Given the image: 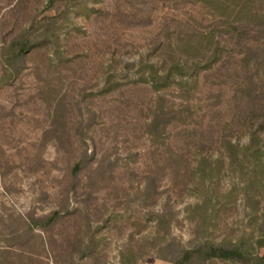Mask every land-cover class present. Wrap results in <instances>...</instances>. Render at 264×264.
<instances>
[{"label":"rangeland","instance_id":"obj_1","mask_svg":"<svg viewBox=\"0 0 264 264\" xmlns=\"http://www.w3.org/2000/svg\"><path fill=\"white\" fill-rule=\"evenodd\" d=\"M263 221L264 0H0V264H264Z\"/></svg>","mask_w":264,"mask_h":264},{"label":"trees","instance_id":"obj_2","mask_svg":"<svg viewBox=\"0 0 264 264\" xmlns=\"http://www.w3.org/2000/svg\"><path fill=\"white\" fill-rule=\"evenodd\" d=\"M19 46V47H18ZM32 46V43L25 42L16 38L10 44L12 50H16L14 53L10 54L9 62L18 63L22 62L24 59V54ZM258 152H261L258 150ZM80 164H77V169ZM260 238L258 240V245L264 247V221L261 223L259 228ZM169 246H172L169 243ZM254 248L253 244L245 245L242 242H224V243H214L210 241H202L190 248H182L176 256L169 257L173 264H209L210 261L214 259H239L247 258L249 253H251Z\"/></svg>","mask_w":264,"mask_h":264}]
</instances>
